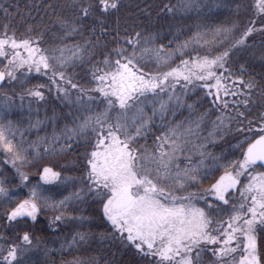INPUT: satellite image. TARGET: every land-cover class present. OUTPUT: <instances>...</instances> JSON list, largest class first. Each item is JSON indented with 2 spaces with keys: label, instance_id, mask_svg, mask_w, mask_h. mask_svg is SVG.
Returning <instances> with one entry per match:
<instances>
[{
  "label": "snow or ice",
  "instance_id": "snow-or-ice-1",
  "mask_svg": "<svg viewBox=\"0 0 264 264\" xmlns=\"http://www.w3.org/2000/svg\"><path fill=\"white\" fill-rule=\"evenodd\" d=\"M60 7L57 12L52 4L46 5L62 32L59 44H48L42 24H29L18 36L12 25L14 14L0 0L3 21H7H0V58L4 61L0 85L16 82L24 89L18 97L4 92L0 99V152L19 177V184L12 188V180L0 174V201L7 204L4 218L12 233L0 231V264H33L31 253L40 248L41 241L28 230L29 221L37 223L46 210L58 213L52 223L77 219L70 216L69 205L83 203L86 195L101 205L111 228L101 236L137 257L130 264H264V251L258 245V236L264 239V111L252 110L254 93L264 108V85L244 65L235 70L230 65L238 52L257 47L255 41L248 43L250 38L264 37V0L211 5L207 0H160L155 6L158 17L175 18L221 7L248 17L243 24L236 20L203 30L198 27L175 48L159 43L160 32L150 31L142 22L125 18L122 27L117 16L115 26H106L108 18L120 12L122 0H71ZM152 8L146 4L141 11L151 17ZM76 36L83 43H65ZM176 39L174 35L169 45ZM259 48L264 60V39ZM98 54L102 59L96 58ZM185 55L189 58L183 59ZM84 64L89 65L92 87L75 82L74 69ZM149 65L154 70L145 71ZM32 73L48 82L29 87ZM190 86L193 91L202 88L205 98H211L210 107L197 113L195 120L171 126L162 123L167 131L155 135V121H165L171 107H180ZM53 91L58 101L79 115L70 111L71 126L65 124L50 139L26 141L5 114L17 99L20 108L27 100L29 112L37 105L38 113L39 105L47 103ZM101 104L103 108L97 110ZM187 107L196 111L195 105ZM214 111L219 115L211 121L212 130L202 136L201 129ZM42 123L37 119L30 126ZM233 125L242 139L220 155L207 151L209 144L233 132ZM149 134L154 136L151 146L147 144ZM81 142L84 152L78 177H62L56 170L61 165L45 163L32 183L30 174L22 170L33 160L55 161ZM181 156L188 161L184 167L176 162ZM193 156L198 159L193 161ZM69 181L82 187L63 199H53L49 186H66ZM23 188L26 197L19 194ZM91 235L77 231L65 244L69 249L79 248ZM48 251L45 247L46 255ZM66 264L98 261L75 257Z\"/></svg>",
  "mask_w": 264,
  "mask_h": 264
},
{
  "label": "rangeland",
  "instance_id": "rangeland-1",
  "mask_svg": "<svg viewBox=\"0 0 264 264\" xmlns=\"http://www.w3.org/2000/svg\"><path fill=\"white\" fill-rule=\"evenodd\" d=\"M4 1V0H3ZM6 1V0H5ZM38 2V0H36ZM53 0H39V5H43V3L48 4V2H52ZM150 1L153 5L152 10L155 8V5L160 3V0H147V2ZM174 2V0H173ZM208 4L211 5L212 3H234L235 0H207ZM215 9L217 8H213L212 11H208V8H204L199 14H197L196 12H192L189 13L187 15L184 16H177L175 18H170V17H158L156 15V13L152 14L151 17L153 16V20L158 23V22H164L166 21V23H169V28H172V26H176V28L174 27V32L176 34V36H178V41H176V43L173 45V47L171 45H168L172 48H175L176 45L180 42H182L183 40H186L188 38H184L183 35L191 30L192 35L198 30V27L200 30H203L204 28H212L215 27L216 25H222L225 24L226 22H224L225 19H221L218 20V22L213 23V24H205L204 20L202 18H204L203 13L205 11H207V13L209 12H214ZM222 10H224V12H227L228 14L226 15L227 18H231L232 20L227 23V24H231L233 21L239 20L242 24L246 22V20L248 19V17L244 16L243 14L241 16H236L233 12L229 11L227 8L221 7ZM201 16V19H200ZM0 21H3V13L2 11H0ZM3 22H7V21H3ZM50 30H57V35H55L53 37V44H59L60 41V36L62 35V32L59 30V26L57 27L55 24L50 26ZM179 29V31H177ZM42 31L45 33V29H42ZM180 32V33H179ZM179 33V34H178ZM21 33L17 32V35L19 36ZM174 38V37H172ZM264 39V37L260 36V35H256V38H251L249 39L248 43H252L253 41H255L257 47L255 48H250V49H246V50H242L240 52H238L234 57L233 60L230 62L231 67L233 68V70H235L239 65H244L247 68L248 66H260L261 68L264 67V60L261 59V51L259 48V45L261 42V40ZM74 42H80V41H73V42H65L68 44H72ZM81 43V42H80ZM173 44V43H172ZM43 47H45V45H42ZM47 47V46H46ZM198 51L201 52V54H203V50L202 49H198ZM192 55L195 56L196 52H192ZM183 59H188L189 57L187 55H185L184 57H182ZM180 62V57H178L175 61L176 64H178ZM3 58H0V67L3 66ZM175 66V65H173ZM89 68V67H88ZM260 68V69H261ZM249 70V68H247ZM258 69V70H260ZM87 76L86 79H78L79 73L76 76L75 82H78L86 87H92L93 85H90L88 83L89 79H90V74L87 72L85 73ZM255 78V77H254ZM29 80L31 81V83L28 85L29 87L32 84H37V83H47V79L43 76H37V74L32 73L29 76ZM256 81H258L261 85H264V79L257 80L255 78ZM24 91L23 88H21L19 86V84H17L16 82H13L12 84H3L0 87V99H2L3 93L6 92L9 96H13V97H18L19 94H21ZM259 91V90H257ZM176 93L177 95L181 94V88L178 85L177 89H176ZM187 96L182 97L183 103L180 107H171L169 114L166 118L165 121H160L159 119H157L155 121V127L153 129V131L155 132V135H161L163 132L167 131V128L161 127V124H169L170 126L176 123H180V122H187L189 120H195L197 118V113H202L204 112L206 109H208L210 107L209 105V100L211 99L210 97L205 98V92L202 90L201 87L197 86L195 91L192 90L191 86L189 87V89L187 90ZM46 95H48L46 93ZM231 99V98H229ZM254 99L256 100V104L253 106V113H256L258 111H264V108L260 107V99L257 93H254ZM197 101H199V103H197ZM187 105H195L196 111H193L191 109H189L187 107ZM37 107V105H33V111L29 112L27 110V100H25V107L24 108H20L19 107V100L17 99V103L16 106L7 114H5L6 116V120H11L15 125H17L20 129V131H22L24 133V138L26 141L28 142H34L37 141L40 138H44V137H48L49 139L51 138V136L53 135L54 132H56L57 134L61 131V129H63L65 124H68L69 126H71V119L69 118V113L71 111L72 115H79V113H77L75 111V109L70 110L66 105H64L61 101H58L56 99V94L53 91V93L51 94V96L48 97V102L47 103H41L39 105V112L37 113L35 111V108ZM94 107H96L94 105ZM103 108V105L101 104L99 106L100 110ZM243 110V109H241ZM174 113V115H173ZM216 115H219V112L214 111L211 116L210 119L208 121L205 122L204 126L201 129V134L202 136H207L208 132H210L212 130V124L211 121L215 120ZM250 118H254L250 117ZM39 119L41 121H43V123L41 125H39V127H31L30 124L34 125L35 121ZM235 125H233V132H231L228 136H226L223 140H217V142L215 144H209L207 151L213 153L214 155H220L222 152H228L230 149L231 145H234L238 139H242V136H239V134H237L235 132ZM17 139H19V133L17 134ZM195 140V138H193ZM154 142V136L152 134H149L148 138H147V144L149 146H151ZM199 142V141H196ZM141 144L145 143V140H140ZM83 152H84V146H83V142H81L80 144H73L72 145V150L67 152L66 154L57 157L55 159V161L51 160V158H46V159H42L39 161L33 160L32 164H34L36 161L38 166L35 167V165L32 167L31 164L30 165H26L27 166V170L26 172H28L30 174V180L32 183H35L38 179L36 173L37 170L39 169L41 164H45L48 163L49 166H51L53 163L55 164H59L62 167H57L56 170L57 171H61L62 172V177L63 176H67L70 177L69 174L67 175L66 173L63 174L64 169L66 168H70L73 170L74 167V171L75 173H72L73 176L71 177H78L81 175V173L79 171H77V168L79 166V162L82 160L83 158ZM185 155H187V153H185ZM239 153H236V156H238ZM196 159H198L197 156H193V161H195ZM7 160V157L5 156V154L3 152H0V174H3L5 176H7L9 179L12 180V183L9 185V187L15 188V186L17 184H19V177L15 175V170L12 168L11 164L6 163L5 161ZM177 163L180 164L181 167L186 166V164L188 163L187 160L184 159V156H181L180 159L178 161H176ZM206 163H208V161H206ZM29 167V169H28ZM25 166L22 168L23 171ZM70 174V175H71ZM65 185H52L49 186L50 188V192L49 194L53 197V199L55 200H60L63 199V197L61 198L60 195V191H62L63 187ZM68 189H69V193L75 190H78L80 187H82V185L79 182H72L69 181L67 183ZM205 187H207V182H205ZM190 191H198V189L196 188H191L189 189ZM68 193V194H69ZM21 197H26L27 196V189L23 188L20 190L19 192ZM66 194V196L68 195ZM87 200V204L89 203L88 200H92V198L90 196H88L87 199V195L84 196V200ZM71 205H81V202L79 201H74L73 203H71ZM7 206L6 202L0 201V231L3 232V229L5 228L4 222L3 220L4 218V208ZM102 209V208H101ZM58 213H55L52 210H46V211H42L41 215L38 217V222L33 224L31 221H29V227L28 230L32 232V234L35 237H38L36 233H43L44 231H50V232H55L57 230H59L58 224L65 222L64 221H60V222H56V223H52L53 218L55 215H57ZM101 215H102V210H101ZM103 217V216H102ZM6 222V221H5ZM106 223V231L108 233L111 232V228L108 225V223L105 221ZM30 228V229H29ZM40 238V237H38ZM102 239V238H101ZM103 238L102 242L98 244V248L97 251H94V254H91L89 257H95L96 260L98 261V264H102L101 262L106 261L110 258V254L105 255L103 250V246L107 245V241L109 239ZM105 240V241H103ZM41 241V246L39 249L35 250L33 253H31V260L33 262V260H36L38 258H45V260H47L52 253L55 254H61V252H67L72 250L69 249L67 247V245L65 244V247L63 249V251H58L57 248L55 247H50L47 253V255L45 254V247L47 248V246L44 244L43 239H40ZM70 242V241H69ZM64 243V242H63ZM116 248H120V251H123V248L116 246ZM48 249V248H47ZM67 249V250H66ZM119 251V252H120ZM41 252H44L43 256L41 257ZM97 253V254H96ZM101 253V254H99ZM122 254V253H121ZM107 258V259H106ZM73 260V259H71Z\"/></svg>",
  "mask_w": 264,
  "mask_h": 264
},
{
  "label": "trees",
  "instance_id": "trees-1",
  "mask_svg": "<svg viewBox=\"0 0 264 264\" xmlns=\"http://www.w3.org/2000/svg\"><path fill=\"white\" fill-rule=\"evenodd\" d=\"M122 2H123V7L121 8L120 12L109 17L106 26L108 27L115 26L117 16H119L121 19L122 27L124 26L123 20L125 18L131 21H135L137 23L142 22V26L148 28L150 31L152 32L159 31L160 38L158 42L163 43L166 46H169L168 42L173 41L174 38L172 37L176 35L174 32V27L176 28V26L173 25L172 28H169L170 27L169 23H166V21L156 23L153 20V16L148 17L147 15H145L141 11V9H144L146 4H150L151 3L150 1L147 2V0H122ZM3 3H4V6L9 8L10 11H12L14 14L12 18V25L18 29V33L22 34L24 29L29 24H32V25L42 24L43 25L42 29H45L44 39L48 41V44H53L52 42L53 37L57 35V30L56 29L50 30L51 28L50 26L55 24L58 27V25L56 24L55 15L53 14L52 9H47L46 5L52 4L55 7L56 11L60 12L61 11L60 6L71 3V0H53L52 2H48V4L47 2L43 3V5L41 6L39 5V0L38 2L36 0H6V1L4 0ZM17 8L19 9L18 14H16ZM68 11L69 10L67 8L64 9L65 13H67ZM151 11H152V14L156 13L157 11L156 7ZM227 14L228 13L224 12V10H222L221 8H217L215 9L214 12L207 13V11H205L203 13L204 18L202 19L204 20L205 24H210V23L213 24V23L218 22V20L225 19L224 22H226L225 24H227L232 20L231 18H227L226 16ZM200 19H201V16H200ZM89 23H94V22H89ZM169 29H171L170 32H169ZM192 32L193 31L191 30L187 31L183 35V37L184 38L190 37L192 35ZM84 36L85 37L88 36L87 30L85 31ZM254 38H256V36ZM66 41L67 42L80 41L81 43H83V40L79 36L68 39ZM176 41L178 40H175L174 43L171 44L172 47L176 43ZM251 41H252V38H251ZM46 46L48 45H45V47ZM99 51L100 49H97V53H99ZM96 58L102 59V56L98 54ZM88 67L89 65L87 64L76 66L74 69L75 76H77L79 73V76H78L79 80L83 78L86 79L87 76H85L86 75L85 73L88 72ZM247 68H249L248 71L257 80L261 79V76L264 77V67L261 68L260 66H248L247 65ZM150 69L154 70L152 65H149V67L145 68V71H148ZM34 162L35 163L31 164V166L33 167L35 165V167H37L38 166L37 162L36 161ZM24 170L25 171L27 170V166H25ZM72 171L73 173H75L74 167H73V170L68 167L64 169L63 174L65 173L67 175L69 174V176L71 177L73 176V174H71ZM62 189L63 190L59 192L60 193L59 196H61V198L66 196V194L69 193V189L67 185L64 186ZM87 199H88V196H87ZM88 201H89L88 204H87V200L85 199L84 202L81 203V205H77V206L71 205V204L69 205L68 211H69L70 216L76 217L77 219H68V220H65V222L59 223L57 227L59 230L55 232L44 231L43 233H36L37 236L40 237L39 239H43L44 244L47 246L48 249L50 247H55L57 248V250L60 249L61 245L65 244V240L71 241L72 236L77 231L90 232L92 235L90 239L88 240V242L80 246L79 248H74L70 251L66 249L67 252H63V253L61 252V254L52 253L51 256L47 260H45V258L43 259L38 258L37 261L33 260V264H66V262L71 261V259H74L75 257L88 258L91 254H94L93 253L94 251H97L98 244L101 243L102 239L104 238L101 236V233H108V232L106 231V223L104 222V218L101 215V210H102L101 205L94 202L93 200H88ZM80 216H84L87 219L81 222L78 219ZM0 218H1V215H0ZM3 222L5 225V228L3 229V233L5 235H12V233L8 231L6 227L5 219L3 220ZM258 245H260L262 247V251H264V239H262L259 236H258ZM116 246L120 247L118 243L111 241V240H108L107 245L103 246L104 252H101V253H104L105 255L110 254V258L106 261L101 262L102 264H113V262H115V264H130V262H134L137 259V257H135L132 250L123 249V251H120V248H116ZM43 254L44 252H41V257L43 256Z\"/></svg>",
  "mask_w": 264,
  "mask_h": 264
},
{
  "label": "water",
  "instance_id": "water-1",
  "mask_svg": "<svg viewBox=\"0 0 264 264\" xmlns=\"http://www.w3.org/2000/svg\"><path fill=\"white\" fill-rule=\"evenodd\" d=\"M2 85H0V87H1Z\"/></svg>",
  "mask_w": 264,
  "mask_h": 264
}]
</instances>
